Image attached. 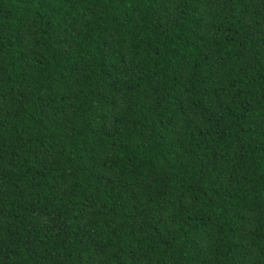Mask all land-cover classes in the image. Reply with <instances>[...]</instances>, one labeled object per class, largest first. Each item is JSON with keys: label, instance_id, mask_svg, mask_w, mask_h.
Returning a JSON list of instances; mask_svg holds the SVG:
<instances>
[{"label": "trees", "instance_id": "16d2710c", "mask_svg": "<svg viewBox=\"0 0 264 264\" xmlns=\"http://www.w3.org/2000/svg\"><path fill=\"white\" fill-rule=\"evenodd\" d=\"M0 264H264V0H0Z\"/></svg>", "mask_w": 264, "mask_h": 264}]
</instances>
